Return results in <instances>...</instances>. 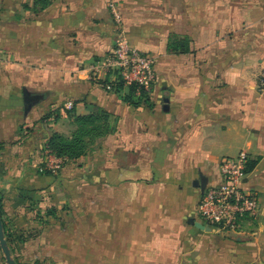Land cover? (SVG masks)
Listing matches in <instances>:
<instances>
[{"label": "crops", "instance_id": "0c3cea01", "mask_svg": "<svg viewBox=\"0 0 264 264\" xmlns=\"http://www.w3.org/2000/svg\"><path fill=\"white\" fill-rule=\"evenodd\" d=\"M13 3L30 10L0 17V57H13L0 59V215L12 247H43L59 264H214L220 250L228 264L227 244L190 220L203 224L202 185L218 182L219 159L242 150L264 233V0H52L40 12L34 0ZM122 34L155 61L147 102L88 79ZM170 35L189 52L169 51ZM24 91L40 96L27 111ZM98 109L107 135L40 173L52 133ZM51 111L57 119L42 120Z\"/></svg>", "mask_w": 264, "mask_h": 264}, {"label": "built area", "instance_id": "2783aa9c", "mask_svg": "<svg viewBox=\"0 0 264 264\" xmlns=\"http://www.w3.org/2000/svg\"><path fill=\"white\" fill-rule=\"evenodd\" d=\"M110 7L119 24V12L115 6ZM87 71L89 80L104 81L108 88L119 80L127 87L135 86L136 98L149 96L156 79L153 57L131 46L122 36L110 52L93 60ZM73 105L68 101L65 107L70 110ZM48 120L53 121V116ZM44 153L46 158L39 171L55 172L62 168L63 158L54 156L47 149ZM249 161L248 153L243 150L219 159L218 182L204 188L198 203V215L204 225L222 234L240 235L246 225L256 220L261 211L258 194L244 187Z\"/></svg>", "mask_w": 264, "mask_h": 264}, {"label": "rangeland", "instance_id": "374dc122", "mask_svg": "<svg viewBox=\"0 0 264 264\" xmlns=\"http://www.w3.org/2000/svg\"><path fill=\"white\" fill-rule=\"evenodd\" d=\"M35 1V11L34 12H40L45 7H47L52 0H34ZM3 2V3H2ZM14 0H0V17H6V18H13L14 16H20L24 11L30 10L29 8H22L20 7H14ZM16 4V3H15ZM117 11L119 12V17L121 19L120 23L118 24L115 20V16L112 13L111 7L109 9L111 16L113 18V21L115 25H117V32L123 33L124 24L122 19V12L120 7L115 6ZM12 21H9L5 24V27L8 29L12 28ZM124 35L122 34V37ZM11 41V39H8ZM10 51L8 49L5 50L3 57H0L3 61H13V57L10 56ZM9 63V62H8ZM78 129V125L74 121V118L69 122L68 126L61 127L58 131H55L54 133L63 136L64 138H70L73 133L76 132ZM53 134V133H52ZM103 137H97L96 139L90 140L89 144H91L90 149L91 151L96 147L97 143L104 138ZM88 140V138L85 139V141ZM93 141V142H92ZM10 142H6L5 145H9ZM4 145V144H3ZM3 147V146H2ZM1 147V148H2ZM45 147V145H44ZM6 148L3 149V152ZM91 151H89L87 154H89ZM82 157V156H80ZM79 157V158H80ZM78 159V158H76ZM65 160V159H64ZM68 160H75V159H66L65 162ZM2 209V208H1ZM253 224V223H252ZM258 230V226L256 224L245 226L244 232L240 235H226L222 234L221 232L216 231L215 229H212L214 240H219L221 242H224L227 244L226 248L223 250V254H225V249H227L228 253V264H264V233H262L261 236H258L256 233ZM10 236V235H9ZM259 238V239H258ZM13 239L11 238V243ZM8 244V243H7ZM259 244V246H258ZM22 248L18 249L17 247L14 248V253L12 255L13 259H16V261L20 263H28V264H59V261H61L58 257L60 252H55L56 256H54V260L52 259L53 255L50 254V251L45 248L41 247H35L32 244H29L27 242L24 244ZM13 246H15L13 244ZM261 246V247H260ZM10 249V246H8ZM53 251V250H52ZM54 252V251H53ZM0 254L4 259L3 253L0 249ZM220 250L218 251L217 258L214 259V264H226L223 259H220ZM260 255L261 258L257 260V256ZM5 261V259H4ZM6 264V263H5ZM61 264V263H60Z\"/></svg>", "mask_w": 264, "mask_h": 264}, {"label": "trees", "instance_id": "16d2710c", "mask_svg": "<svg viewBox=\"0 0 264 264\" xmlns=\"http://www.w3.org/2000/svg\"><path fill=\"white\" fill-rule=\"evenodd\" d=\"M168 50L171 52L177 53H188L189 52V42L186 37L178 38L175 35H170L168 41ZM123 89V82L116 81L113 83V90L116 92H120ZM135 86H129L127 88V93L125 94V102L128 104H137L141 100L147 102V96L144 95L142 98H136L134 96ZM135 99V100H134ZM139 99V100H138ZM73 109V108H72ZM70 109V110H72ZM53 116L54 120L57 119V115L55 111H51L46 116L42 118V120H46ZM74 121L78 125V129L75 133L72 134L70 138H64L56 133H53L45 143V149L50 151L56 157L63 159H76L80 156L86 155L89 151H91L89 144L90 140H94L97 137L106 136L110 131V123H109V115L102 111L96 110L95 113L87 116H75ZM88 140L85 141V139ZM93 142V141H92ZM3 146V143H0V148ZM253 163L249 164L248 171H250L253 167ZM39 171V169H38ZM40 173H49L48 170L39 171ZM1 201H0V214L1 210ZM3 223V221H2ZM4 235L8 245H10V252L14 253V248L11 245L12 234L5 231V224L3 223ZM10 235V236H9ZM16 264H22L16 259H14ZM27 264V263H25Z\"/></svg>", "mask_w": 264, "mask_h": 264}, {"label": "water", "instance_id": "95a60500", "mask_svg": "<svg viewBox=\"0 0 264 264\" xmlns=\"http://www.w3.org/2000/svg\"><path fill=\"white\" fill-rule=\"evenodd\" d=\"M39 99H40V96L30 95L29 93L24 91V95H23L24 109L26 111L29 110L31 105L36 103ZM195 185L197 186L198 182H195ZM204 188H205V185H202V191L204 190ZM190 222L200 229H206L208 231L211 230V228L209 226H206V225L198 223V222H194V220H190ZM0 249L3 253L6 264H16L15 260L12 258L10 249L8 247L7 241H6L5 236H4V230H3V223H2L1 215H0Z\"/></svg>", "mask_w": 264, "mask_h": 264}]
</instances>
